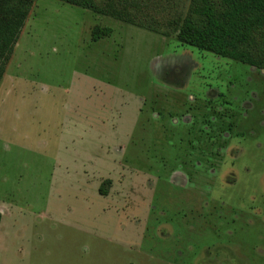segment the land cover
Masks as SVG:
<instances>
[{"label":"rangeland","instance_id":"374dc122","mask_svg":"<svg viewBox=\"0 0 264 264\" xmlns=\"http://www.w3.org/2000/svg\"><path fill=\"white\" fill-rule=\"evenodd\" d=\"M123 2L148 24L188 0ZM0 208V264H264V69L34 0L0 80Z\"/></svg>","mask_w":264,"mask_h":264},{"label":"trees","instance_id":"16d2710c","mask_svg":"<svg viewBox=\"0 0 264 264\" xmlns=\"http://www.w3.org/2000/svg\"><path fill=\"white\" fill-rule=\"evenodd\" d=\"M62 1L163 36L174 34L181 44L264 69V0H188L172 16L152 18L148 24L138 21L123 0ZM33 2L0 0V80ZM111 32L109 26L94 25L90 39L97 41ZM110 185L111 179H104L99 193L106 195Z\"/></svg>","mask_w":264,"mask_h":264},{"label":"crops","instance_id":"0c3cea01","mask_svg":"<svg viewBox=\"0 0 264 264\" xmlns=\"http://www.w3.org/2000/svg\"><path fill=\"white\" fill-rule=\"evenodd\" d=\"M0 211H2V208H0ZM1 216H2V212H1ZM1 223V222H0Z\"/></svg>","mask_w":264,"mask_h":264}]
</instances>
